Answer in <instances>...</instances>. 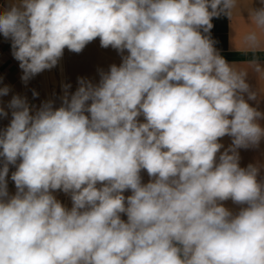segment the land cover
<instances>
[{"label": "clouds", "instance_id": "obj_1", "mask_svg": "<svg viewBox=\"0 0 264 264\" xmlns=\"http://www.w3.org/2000/svg\"><path fill=\"white\" fill-rule=\"evenodd\" d=\"M245 13L252 58L230 63L212 21ZM0 35L25 83L97 37L122 57L59 107L9 101L0 264H264V163L240 164L264 141V0H9Z\"/></svg>", "mask_w": 264, "mask_h": 264}, {"label": "crops", "instance_id": "obj_2", "mask_svg": "<svg viewBox=\"0 0 264 264\" xmlns=\"http://www.w3.org/2000/svg\"><path fill=\"white\" fill-rule=\"evenodd\" d=\"M9 0H0V8L7 7ZM254 6H260V0H253ZM245 19L242 16H235L231 21L226 16L214 18L212 23L214 27L211 30V38L216 42L215 47L220 54L230 63H241L252 58V53L248 50L245 42V34L251 30L247 23V14ZM127 52L125 51L124 55ZM262 63H264V53H257ZM62 59L65 65V75L69 78L68 89L69 93H74L78 87V78L83 77L91 80L93 83H98L100 79L99 72L103 70L107 72L110 65H120L122 62L121 54L117 50L109 47L103 48L100 45V40L97 37L92 42L88 43L84 49L75 53L65 48L63 57L60 58V66L63 67ZM23 70L19 67V62L13 58L11 41L4 39L0 35V87L9 86L14 95L26 97L30 105L37 108L40 106L36 96H33V91L38 93L35 87L34 77L27 83L21 80ZM249 82L255 86V77L250 75ZM254 105L258 104L260 111L264 112V97L258 98V102H251ZM142 119V118H141ZM264 126V120L260 121ZM225 147L231 143L229 137L222 138L221 141ZM240 164L246 167L249 163H264V141H261L259 147L240 150ZM14 167V166H13ZM15 168V167H14ZM264 177V172H262ZM143 182H147L149 177L146 170L142 172ZM130 191L125 192V196L130 195ZM226 206L235 209L236 206L231 201L225 202ZM67 207H71L70 195L67 199ZM122 218L126 220V216L122 214Z\"/></svg>", "mask_w": 264, "mask_h": 264}, {"label": "rangeland", "instance_id": "obj_3", "mask_svg": "<svg viewBox=\"0 0 264 264\" xmlns=\"http://www.w3.org/2000/svg\"><path fill=\"white\" fill-rule=\"evenodd\" d=\"M63 57V56H62ZM63 67L60 66L58 61L57 66L50 70H44L43 72L35 75L34 84L38 90V95L36 96L38 103L40 105L45 101H53L55 107H59L62 102V97L64 96L63 86L69 84V78L65 75V65L62 59ZM13 93H9L7 96L0 97L1 104L8 109V103L12 99ZM17 95V94H15ZM11 112V110H9ZM8 190L10 193L14 194L15 184L12 180L8 182ZM54 195L58 200H60L65 206H67L68 194L62 191L54 192Z\"/></svg>", "mask_w": 264, "mask_h": 264}, {"label": "built area", "instance_id": "obj_4", "mask_svg": "<svg viewBox=\"0 0 264 264\" xmlns=\"http://www.w3.org/2000/svg\"><path fill=\"white\" fill-rule=\"evenodd\" d=\"M0 107L4 108L6 111L9 112V115L6 118H0V128L6 127L10 120H11V112L7 110L0 102ZM15 171V168L13 166H10L9 174H8V182L11 180V173Z\"/></svg>", "mask_w": 264, "mask_h": 264}]
</instances>
